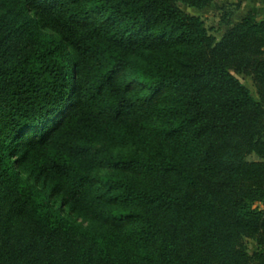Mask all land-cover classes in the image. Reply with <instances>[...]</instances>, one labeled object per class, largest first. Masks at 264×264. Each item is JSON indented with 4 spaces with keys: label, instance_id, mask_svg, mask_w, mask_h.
<instances>
[{
    "label": "trees",
    "instance_id": "trees-1",
    "mask_svg": "<svg viewBox=\"0 0 264 264\" xmlns=\"http://www.w3.org/2000/svg\"><path fill=\"white\" fill-rule=\"evenodd\" d=\"M178 1L0 0V264H264V18Z\"/></svg>",
    "mask_w": 264,
    "mask_h": 264
},
{
    "label": "rangeland",
    "instance_id": "rangeland-1",
    "mask_svg": "<svg viewBox=\"0 0 264 264\" xmlns=\"http://www.w3.org/2000/svg\"><path fill=\"white\" fill-rule=\"evenodd\" d=\"M177 4L185 12L192 13L196 11L194 7L187 6L181 1H178ZM235 5H237V7ZM222 6H224L225 9H233L237 17L242 16L248 11H253L257 14L259 19L264 18V0H232L231 2L226 0H214L211 10L202 16H204L206 26L217 39L220 37L221 32H223L225 28L219 19V15L221 14V11H223L221 10ZM236 76L245 86L249 88L251 94L255 95L250 78L243 74H236ZM247 159L258 160L259 158L255 154H250L247 156ZM254 205L264 210V200L256 201ZM245 244L249 253L259 248L255 241L250 238L245 239Z\"/></svg>",
    "mask_w": 264,
    "mask_h": 264
},
{
    "label": "crops",
    "instance_id": "crops-1",
    "mask_svg": "<svg viewBox=\"0 0 264 264\" xmlns=\"http://www.w3.org/2000/svg\"><path fill=\"white\" fill-rule=\"evenodd\" d=\"M226 1H232V0H226ZM222 2H225V1H222ZM222 4V3H221ZM212 5H213V2L209 5V6H207V7H205V8H202V9H196V11L195 12H192L193 14H196V15H199V16H201V18H203L204 19V16H202L203 14H206L207 12H209V10H211V8H212ZM241 16H239V17H237L236 15H235V13H233L232 14V16L230 17V20L232 21V22H235V21H237L239 18H240ZM224 31V30H223ZM222 33L223 32H221V34H220V36L222 35Z\"/></svg>",
    "mask_w": 264,
    "mask_h": 264
}]
</instances>
